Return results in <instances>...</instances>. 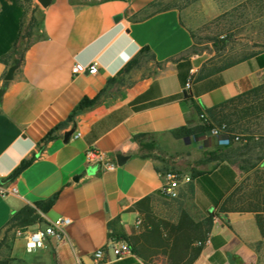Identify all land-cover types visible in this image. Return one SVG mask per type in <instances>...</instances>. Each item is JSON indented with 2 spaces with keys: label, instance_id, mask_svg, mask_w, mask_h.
<instances>
[{
  "label": "crops",
  "instance_id": "obj_1",
  "mask_svg": "<svg viewBox=\"0 0 264 264\" xmlns=\"http://www.w3.org/2000/svg\"><path fill=\"white\" fill-rule=\"evenodd\" d=\"M164 1L50 0L42 7L38 0H0V264H95L94 251L111 241L126 242L131 254L117 258L107 250L101 264H264L255 215L221 210L234 183L264 171V136L224 147L192 174L191 200L207 220L202 236L170 241L167 249L140 239L143 204L159 195L163 178L134 137L177 141L172 130L202 124L195 106L205 113L264 84V50L207 74L179 10ZM26 3L37 6L38 25L6 82ZM198 5L206 16L216 11L212 0ZM137 55L136 66L118 75ZM76 63H96L97 71L74 75ZM189 79L191 101H185ZM99 94L96 104L68 119L79 102ZM173 95L178 98L164 100ZM210 141L204 146L213 151ZM88 151L102 153L115 169L89 162ZM116 154L127 156L125 163L117 165ZM25 160L29 164L8 180ZM49 199L45 212L37 210L41 221L27 230L67 219L66 239L47 237L43 250L27 251L9 221L22 207Z\"/></svg>",
  "mask_w": 264,
  "mask_h": 264
},
{
  "label": "rangeland",
  "instance_id": "obj_2",
  "mask_svg": "<svg viewBox=\"0 0 264 264\" xmlns=\"http://www.w3.org/2000/svg\"><path fill=\"white\" fill-rule=\"evenodd\" d=\"M212 1L216 11L210 16L201 12L199 0L163 2V5L179 10L181 21L192 35L191 51L203 63L205 70L220 67L264 49V0ZM37 11V6L26 3L23 33L28 31L29 25L33 23L32 19L37 23ZM36 27H32V33ZM216 116V122H209L207 117L204 122L212 127L207 134L213 138L215 147L221 150L229 147L220 144V139L227 134L264 136V88L217 109ZM212 130L218 131V134H213ZM204 140V136L196 134L177 141L153 137L150 143L154 148L143 152L148 153L150 158L157 162L162 174L187 175L191 180L194 172L205 169L201 163L209 158L207 154L212 152L205 148ZM254 179L251 175L249 180L239 182L224 208L230 209L237 201L246 200V197L252 194ZM190 180L179 182L174 194L159 193L157 197L144 202L140 239L158 242L161 247L167 249L170 241H195L203 233L207 220L197 211L191 200Z\"/></svg>",
  "mask_w": 264,
  "mask_h": 264
},
{
  "label": "trees",
  "instance_id": "obj_3",
  "mask_svg": "<svg viewBox=\"0 0 264 264\" xmlns=\"http://www.w3.org/2000/svg\"><path fill=\"white\" fill-rule=\"evenodd\" d=\"M25 1H28V0H25ZM32 22L33 23H31V25H29L28 31L26 33H23L22 25H21V34H20L19 40L13 48V53L16 55V57L14 58V60L12 62L13 65L19 64L22 51L28 46V44L31 40V35L33 34L31 32V29L34 25H35V27L38 25V22L36 23L34 19H32ZM262 50H264V49H262ZM143 52H145V49H143ZM254 54L243 57V58L238 59L236 61H231V62L225 63L224 65H222L220 67H213V68L207 69L206 73L210 74V73L218 72L220 70H223L225 68L232 66L233 64H235L241 60H244L250 56H253ZM137 62H138V55L135 56L132 60H130L123 67V69L118 73V75L129 72L132 68H134V66H136ZM114 81H116V77L113 79H110L108 81V83H111ZM262 88H264V84L259 85V86L255 87L254 89H252L246 93H243L241 95L233 97V98L221 103L220 105H216L214 107L206 109L205 113H203V111L200 108L195 106L196 112L199 115L202 124L197 126V127H194V128L181 127V128L172 130L170 132L171 137L176 139V140H180V139H184V138H186L190 135H194V134L201 135V136L205 137V140H204L205 146L209 147L211 144V141H210L211 136L207 134V131L211 130L212 127L209 125H206V123L204 122L205 118L206 117L209 118V122L210 121L216 122L218 120V118L216 116V110L217 109H219L223 106L232 104L236 100L240 99L241 97L247 96V95L252 94V93H256L257 91L261 90ZM99 97H100V94L92 100L83 99L75 107V109L72 111V113L70 114L68 119L69 120L72 119L73 116L77 112L82 111L85 108L91 107L94 104H96L98 102ZM176 98H178V96L173 95V96L165 98L164 100L169 101V100H174ZM183 99L185 101H191V97H189L188 95L184 96ZM227 136H229V134H227ZM50 137H51V135L48 134L44 140H48ZM151 138L152 137H148L146 135H138V136L134 137V139L138 142L139 152L141 153L142 157H150L148 153H144L143 151H150L154 148V145L150 143ZM252 138L253 137H250V136H241L240 141L241 142L242 141L247 142L248 140H250ZM220 150L221 149L219 147H216L212 152L208 153L207 156H216L220 152ZM29 162H30V160L22 161L20 163V165L8 177V180H10L14 176H16L21 170H23L29 164ZM251 175H253L255 177L253 185H252V188H253L252 194H250L249 197H246V200L242 199L244 201L239 199L240 201H237V203H235L233 205V207L230 208L229 210L238 211V212H251V213H253L255 215L256 223L259 227V230L264 237V171H256V172L252 173ZM251 175L247 176L243 181L249 180ZM237 186L238 185L236 183H234L233 189L231 190V192L229 193V195L225 198V200L223 202V205L221 207L222 211L227 210L224 208L226 205V202L230 201V199L232 198L233 193L235 192ZM51 202H52V200L49 199V200H46L44 202L36 203L35 207H30V206L22 207L20 210H18L16 213H14V215L10 219L9 228H26V227H29V226L37 223V222H40L41 219L37 213V210H39L41 212H45L46 209L50 206ZM115 222L116 221H114V223ZM200 236H202V234H200ZM198 238H196L195 240H197ZM123 240H125V237H123ZM197 252H198L197 248L193 249V251H192L193 255L192 256L194 257L197 254Z\"/></svg>",
  "mask_w": 264,
  "mask_h": 264
},
{
  "label": "built area",
  "instance_id": "obj_4",
  "mask_svg": "<svg viewBox=\"0 0 264 264\" xmlns=\"http://www.w3.org/2000/svg\"><path fill=\"white\" fill-rule=\"evenodd\" d=\"M97 71L96 63L91 65H82L80 63H76L72 67V73L74 75L79 74H95ZM191 79H189L185 85L184 90H188L190 88ZM213 134L217 135L218 131L212 130ZM77 134L75 137H78ZM241 135L237 134H230L222 139H220L221 145L231 146L235 144H241L245 141H240ZM87 158L89 162L95 163L105 170H113L115 169V163L107 161L105 156L102 153L95 152V151H88ZM163 183L160 188V193L171 195L174 194V189L179 182H188L190 180L189 176H177L173 173H165L162 174ZM9 193H14L15 188L10 187L8 190ZM67 219H58L53 222H50L47 226L43 229H37L35 231H28L26 228H15V234L18 237L24 239L25 248L27 251H34V250H43L44 249V241L47 237H52L55 239L57 243L62 242L66 239V235L63 230V226L66 224ZM136 225H139V221H136ZM204 243H208V240L204 241ZM202 244V243H199ZM198 244V245H199ZM107 250H110L113 255L117 258H121L131 254V248L126 242H114L111 241L105 247L99 248L94 251L93 253V260L95 264H101L103 261L104 254Z\"/></svg>",
  "mask_w": 264,
  "mask_h": 264
},
{
  "label": "water",
  "instance_id": "obj_5",
  "mask_svg": "<svg viewBox=\"0 0 264 264\" xmlns=\"http://www.w3.org/2000/svg\"><path fill=\"white\" fill-rule=\"evenodd\" d=\"M49 1L50 0H38V3L40 4V6H42V7H46L48 4H49ZM121 18V15H118V16H116L115 18H114V21H117V20H119ZM17 68V65H12V66H10L8 69H7V72H6V74H5V76H4V81H10L11 79H12V76H13V72H14V70ZM2 93H3V88H0V99H1V95H2ZM183 95L184 96H186L187 95V91L186 90H184L183 91ZM72 130L71 131H69V132H66V133H64V135H63V141H68V139H69V137L71 136V134H72ZM208 134L210 133L209 131L207 132ZM127 156H125V155H122V154H116L115 155V160H116V163H117V165H122L123 163H125V161L127 160Z\"/></svg>",
  "mask_w": 264,
  "mask_h": 264
}]
</instances>
